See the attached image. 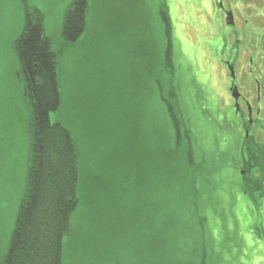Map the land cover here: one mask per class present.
<instances>
[{
    "label": "rangeland",
    "instance_id": "374dc122",
    "mask_svg": "<svg viewBox=\"0 0 264 264\" xmlns=\"http://www.w3.org/2000/svg\"><path fill=\"white\" fill-rule=\"evenodd\" d=\"M73 1L0 0V263L9 250L32 158V107L23 88L26 79L15 43L24 31L27 13L39 11L58 56L62 105L51 120L72 133L81 170V205L72 225L75 240L85 237L86 244L66 239L64 264L79 263L78 255L83 263L105 264L88 252L86 258L81 256L86 254L82 249L93 242L98 244L97 255H108V264H134V255L141 249L132 233L134 193L137 207H143L141 201L150 202L151 209L161 214L157 219L170 217L173 223L169 233L173 236H150L151 251L161 248L162 253H172L183 262L189 259L187 264L203 249L211 256L210 264H264V186L262 190L252 186L256 170L245 182L246 172L239 169L246 157L241 146L243 130L226 85L230 73L222 65L230 59L234 40L242 41V50L250 48L251 53L244 54L246 66L251 55L264 56L263 0H230L238 37L225 24L219 0H164L174 26L177 80L184 84L194 106L190 117L197 140L195 160L202 166L196 182L185 180L177 169L176 178L171 179L165 168L174 171L163 153L173 148V142L165 140L173 128L154 80H169L160 75L166 39L162 24L153 19L163 0H135L136 4L134 0H89L86 31L77 43L69 44L63 37V25ZM220 45H226L225 54L217 50ZM134 103L139 106L134 108ZM258 107H263L262 125L255 131L264 134V106ZM207 109L210 116L204 115ZM134 110L143 118L135 123L141 127L138 134L155 144L149 148L156 154L155 166L164 173L157 183L150 173L154 184H137L135 190ZM233 114L235 122L226 127V116ZM229 118L230 122L233 118ZM115 139L124 150L119 160L109 153ZM114 169L118 175L112 186ZM154 185L160 201L155 196L146 198ZM180 187L188 194L183 196ZM96 192L102 198V214L91 217L94 204L89 200ZM99 226L100 234L95 232Z\"/></svg>",
    "mask_w": 264,
    "mask_h": 264
},
{
    "label": "trees",
    "instance_id": "16d2710c",
    "mask_svg": "<svg viewBox=\"0 0 264 264\" xmlns=\"http://www.w3.org/2000/svg\"><path fill=\"white\" fill-rule=\"evenodd\" d=\"M134 4H136L135 0ZM88 12L89 0H74L69 6L63 25V37L67 43H77L81 39L86 31ZM134 12L136 14L135 10ZM27 14L25 30L16 41L15 46L25 75L26 92L32 107V158L27 187L9 250L5 260L0 264H64L66 239L70 242H77V244H86L85 237H83V241H78V236H76L75 240V230L72 225V218L81 205L79 153L72 133L61 123H53L51 120V114L58 112L62 105V93L58 74V56L53 48L52 40L45 34L44 16L39 11ZM156 14L157 18L154 16L153 19L162 24V33L166 39L161 57L162 71L160 75L168 77L169 80H164V78L154 80V84L173 128L172 135L165 136V140L173 142V148L169 152L163 150V153L165 154V161L170 165L173 164L174 171L167 168L166 165L165 168L170 172L171 179L176 176L175 171L177 169L181 175L185 174V180L196 182V178L202 171V166L195 160L198 152L195 147L197 140L194 138V126L190 117V109L193 105L189 93L184 91V84L181 80H177L174 58V26L169 8L164 0L160 3ZM217 25L218 23H214V26L217 27ZM220 46L217 50L226 53V45ZM234 46H237L236 40H234ZM212 48L214 50V47ZM208 89L211 92V88L208 87ZM202 96L203 93L198 94V98ZM211 97L215 99V95L212 94ZM217 103L221 107L220 102ZM210 105L213 107L212 104ZM137 106L139 105L134 103V108ZM221 111L220 108L216 112L220 113ZM208 112V109L205 110L204 115L210 116L211 112ZM235 115L226 116V127H229L231 122H235ZM229 117L233 118L230 122ZM139 120L143 121L142 115L137 116V112L134 110V160L132 163L134 190L137 184H154L150 173L156 176V179H153L155 183L164 175L163 170L155 166L156 154L149 148L151 145L155 147V144L143 141L138 134L141 127L136 126L135 123L138 124ZM204 120L207 122V126H210L208 120L206 118ZM214 136L217 139V136ZM252 138L251 135L247 138L243 132V141L248 142ZM115 142V147L109 153L110 156L119 160L122 158L124 150L122 145H119L118 139H115ZM257 146L260 149L252 150L247 155L250 160L254 161L255 165L251 166L250 163H244L246 158L244 156L245 158L242 160L244 166L239 168L246 172L243 177L245 182L248 180L247 175H251L255 170L256 174L259 175L256 181L259 178H264V144ZM123 158L125 157L123 156ZM124 162L125 159L122 162L123 165ZM116 171L117 169H114L110 178L112 186L113 182L117 180ZM254 188H256V183ZM156 189L157 187L154 185L150 192H146V198L155 196L160 201V192ZM180 189L183 196L188 194L182 190V187ZM90 196L89 201L92 205L94 204L93 208L90 209V216L96 217L95 215H97L99 217L102 214L101 195L96 192ZM141 202L143 207H137L134 193V231L132 233L134 234V242L139 240L138 246H141L138 254L134 255V264L189 263V259L187 262H183L172 253L168 254L166 251L162 253L161 248L150 250V236H173L169 234L170 226L173 223L170 217L163 221L157 219L156 215L159 217L161 214L158 213L157 209H151L154 205H151L150 202L146 204ZM105 213L107 214V212ZM99 231L102 232L100 226L98 230L95 229L98 234H100ZM96 246L98 247V244L93 242L89 248L82 249L86 251V254L81 256L86 258L88 252L95 261L108 264V255H97L95 253ZM88 249L89 251H87ZM193 258L191 264H210L211 260V256L207 255L205 249L199 254V257L194 256ZM78 261L77 264L92 263L91 261L90 263L89 261L83 263L79 255Z\"/></svg>",
    "mask_w": 264,
    "mask_h": 264
},
{
    "label": "flooded vegetation",
    "instance_id": "af4514ba",
    "mask_svg": "<svg viewBox=\"0 0 264 264\" xmlns=\"http://www.w3.org/2000/svg\"><path fill=\"white\" fill-rule=\"evenodd\" d=\"M230 0H219L218 1V8L221 15L224 16L225 24L227 23V13L232 12L234 15V26H230L234 29L235 37L239 36V29L237 28L238 25L236 23V12L233 9L232 5L229 4ZM264 3V0H263ZM222 6V7H221ZM32 13V12H31ZM30 14V13H29ZM220 17V16H219ZM218 17H215V23H217ZM27 23V19H26ZM233 38H231L232 40ZM237 46H233L230 48V59L227 61L222 62L223 67H226L230 73L229 83L226 85L228 86V90L231 93V98L233 100L234 106L238 109V114L236 118H238V122L242 127V132L249 136H253L251 140L245 142V140L241 143V146L245 152V161L244 163H250L251 166H254V161L249 159L250 151L260 149L257 145L264 144V136L263 138L260 135H264L261 132H256L255 129L257 127H261L260 116L262 114L263 107H258L256 109V105L264 106V56H254L249 55V64L246 66V59H245V51L249 54L251 53L250 48H246L244 50L241 49L242 41L236 40ZM241 44V45H240ZM228 47V46H227ZM222 53V52H221ZM225 54V53H224ZM233 69L235 78H232L231 70ZM245 70V71H244ZM261 75V78L258 75ZM255 86V87H254ZM26 88V87H25ZM238 89L240 94V98L238 102L233 98L232 90ZM247 92L245 93V91ZM238 104V106H237ZM234 108V109H235ZM235 118V119H236ZM243 163V166H244ZM259 175L256 174L251 181L252 186L256 183V189L262 190L264 186V178L258 179L256 178ZM249 180V177H248ZM247 180V182H248Z\"/></svg>",
    "mask_w": 264,
    "mask_h": 264
},
{
    "label": "water",
    "instance_id": "95a60500",
    "mask_svg": "<svg viewBox=\"0 0 264 264\" xmlns=\"http://www.w3.org/2000/svg\"><path fill=\"white\" fill-rule=\"evenodd\" d=\"M221 7H222V6H221ZM227 24H228L229 26H234V25H235V24H234V15H233L232 12H228V13H227ZM24 29H25V28H24ZM17 40H18V39H17ZM231 71H232V78H235V74H234L233 69H232ZM23 88H24L25 91H26L25 86H23ZM232 95H233V98L236 100V102H238V100H239V98H240V94H239L237 88L232 90ZM237 106H238V104H237Z\"/></svg>",
    "mask_w": 264,
    "mask_h": 264
}]
</instances>
